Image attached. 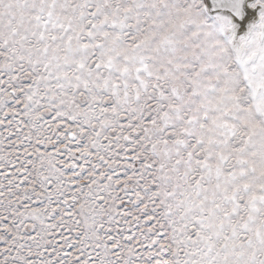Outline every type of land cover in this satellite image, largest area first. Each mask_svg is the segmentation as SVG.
Wrapping results in <instances>:
<instances>
[{
	"label": "snow or ice",
	"instance_id": "6c2138e0",
	"mask_svg": "<svg viewBox=\"0 0 264 264\" xmlns=\"http://www.w3.org/2000/svg\"><path fill=\"white\" fill-rule=\"evenodd\" d=\"M0 264H264V0H0Z\"/></svg>",
	"mask_w": 264,
	"mask_h": 264
}]
</instances>
